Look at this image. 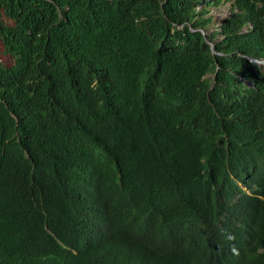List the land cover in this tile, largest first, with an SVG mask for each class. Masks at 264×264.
<instances>
[{
	"label": "trees",
	"instance_id": "16d2710c",
	"mask_svg": "<svg viewBox=\"0 0 264 264\" xmlns=\"http://www.w3.org/2000/svg\"><path fill=\"white\" fill-rule=\"evenodd\" d=\"M0 44V264H264V0H0Z\"/></svg>",
	"mask_w": 264,
	"mask_h": 264
},
{
	"label": "rangeland",
	"instance_id": "374dc122",
	"mask_svg": "<svg viewBox=\"0 0 264 264\" xmlns=\"http://www.w3.org/2000/svg\"><path fill=\"white\" fill-rule=\"evenodd\" d=\"M35 8H38L35 5ZM231 13L230 4H222L219 7H211L210 8V15L213 17V23L208 26V32L216 29L218 25L222 22V20L227 17ZM0 63L7 64L8 63V56L3 53L2 46L0 44Z\"/></svg>",
	"mask_w": 264,
	"mask_h": 264
},
{
	"label": "clouds",
	"instance_id": "9594fccd",
	"mask_svg": "<svg viewBox=\"0 0 264 264\" xmlns=\"http://www.w3.org/2000/svg\"><path fill=\"white\" fill-rule=\"evenodd\" d=\"M251 61L254 62L257 65V68L264 73V59H262V60L252 59ZM236 185L238 187H240L246 194H249V191L245 186H243L240 183H236Z\"/></svg>",
	"mask_w": 264,
	"mask_h": 264
},
{
	"label": "bare ground",
	"instance_id": "6f19581e",
	"mask_svg": "<svg viewBox=\"0 0 264 264\" xmlns=\"http://www.w3.org/2000/svg\"><path fill=\"white\" fill-rule=\"evenodd\" d=\"M170 246V245H169Z\"/></svg>",
	"mask_w": 264,
	"mask_h": 264
}]
</instances>
